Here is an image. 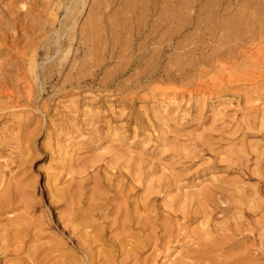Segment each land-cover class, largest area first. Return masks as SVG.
<instances>
[{"label": "rangeland", "instance_id": "rangeland-1", "mask_svg": "<svg viewBox=\"0 0 264 264\" xmlns=\"http://www.w3.org/2000/svg\"><path fill=\"white\" fill-rule=\"evenodd\" d=\"M244 1L255 0H36L37 86L27 97L12 77L8 91L0 90V202L8 201L0 208V232L30 220L39 243L59 250L63 262L85 258L64 227L78 207L76 223L109 222L102 249L116 263L123 255L111 252L109 238L124 233L127 248L141 247L122 264H190L200 213L179 237L159 243L156 233L164 232L150 224L109 228L114 211L96 216L88 209L98 197L106 203L99 195L105 193V209L122 204L126 192L131 208L142 207L144 186L156 190L155 209L208 189L218 202L253 212L240 219L242 226L231 206L216 215L217 224L227 222L228 238L207 233L200 243L215 250L200 264H264V40L259 13ZM22 3L30 9V0ZM15 61L0 55L5 69ZM44 72L58 80L42 93ZM95 158L102 160L98 177L130 172L118 196L97 179L79 187ZM57 191L65 192L55 202ZM210 257L215 261L207 263ZM18 260L10 255L6 264Z\"/></svg>", "mask_w": 264, "mask_h": 264}, {"label": "bare ground", "instance_id": "bare-ground-1", "mask_svg": "<svg viewBox=\"0 0 264 264\" xmlns=\"http://www.w3.org/2000/svg\"><path fill=\"white\" fill-rule=\"evenodd\" d=\"M22 2H23V0H0V55H8L12 58H16V61L13 65L12 64L11 65L6 64V65H9V70L5 69V65L0 66V90L7 92L8 91L7 85L10 84L9 82L11 81V78L12 77H15V78L19 77V81L21 82V86H22L21 89H22L23 93L26 94L27 97H30L32 92L35 91L34 88L37 86V80L38 79L36 76V71H37V63L36 62H37V56L39 53L38 47L40 46V44H38V46L34 45L33 40L35 39L34 36H36V38H38L39 41H42L41 40L42 34H41V31H39L40 29L38 28L40 26L38 24L39 17H38V15L34 14V12L36 11V8H37L36 0H30V6L31 7L27 11H26V8L24 7V4ZM246 4H248V8H252L259 13L260 21L258 24H259L260 32H258V35L260 36L261 40H264V0H255L254 2L244 1L241 5H246ZM243 8H244V6H243ZM246 26H247V24H246ZM23 31H26L30 35V38H27L25 35H23L22 34ZM42 33H43V31H42ZM249 33H250V35L246 36V38H250V39H252L251 41H253V40L255 41V39H254L255 32L249 30ZM60 36H59V38H60ZM243 36H245V35H243ZM24 39H26V40L28 39V41L21 45V42ZM54 42L58 43V39H55ZM54 45H56V44H54ZM57 46H58V44H57ZM67 54H69V50H68ZM23 68L25 69V71L21 70ZM44 74H45V79H44V82L42 84V91H41L42 93L45 91V85L50 80H51V82L54 80H58V75H52V74L48 75L46 72H44ZM78 75H79V72H77L76 75H72L70 73L69 75L66 76V79L71 80L72 76H78ZM77 81H79V80H77ZM100 161H102V160H100V158L99 159L95 158L89 163V166L85 167V169H84V167H82L86 171V173L84 174V178H85V176H89V177L86 179H83L81 182H78L79 187L80 188L84 187L83 182H85L89 179H97V185L98 186H105L107 190L108 189L109 190L114 189L115 192H112V194L114 193V194H116V196H118V193H116V192H118V187L120 186V188H121L123 185L128 186V183L130 182V178H131L130 172L129 171L124 172L119 168L118 170L116 169V172L114 174L111 173V174H109V176L107 175L108 177H106V176H104V177L99 176L98 177L97 174H99V172L101 170V165H102V164H100ZM93 171H95L96 174L91 175V172H93ZM82 173H84V172L81 171V172H79L78 175H80ZM135 174H137V173H135ZM132 181H134V180H132ZM75 183H76V181H75ZM144 184H142V185L144 186ZM137 185L139 186V182L137 183ZM157 186H158V184H157ZM132 187H136V186H132ZM144 187H146V188H144ZM144 187H143L144 189H148L147 191H149L148 192L149 195L152 194V192L154 194V192L156 191V190L151 191L150 186H149L150 189L147 186H144ZM128 188H130V187H128ZM122 189L123 188H121V190ZM68 190H69V188L66 191H68ZM139 190H141V188ZM6 191H4V193H6ZM157 191H159V190H157ZM64 192L65 191H57L56 194L53 195V200H55V202L60 201L63 198L62 195L64 194ZM105 192H107V191H105ZM122 192L124 193V191H122ZM122 192H121V194H122ZM127 193H129V192H126V194H124L125 198H123L122 204H119V205L113 206V207H109V209H105V205H104L109 201L110 197L107 196L109 193L108 194L107 193L99 194L105 198L106 203H103V201L101 200V197H98V199L95 200L94 204H92V206L90 205L91 209H88V210L95 213L96 216H99L103 211H106V210L108 213L114 211L115 217L112 219L113 224L109 228L116 225L117 227L121 226L122 229H126L128 227L131 228L133 225H136V226L139 225L141 228L144 229L147 225L149 226V224H150V226H151L150 228L152 230H154V233H156L155 230L158 231V229L160 231L162 230L164 232L160 236H158L156 233V237H158L159 243H161V241L167 237H169L171 239L179 237L178 231L180 230L182 225H184L187 222L189 223V221H192L195 218L199 217L200 216L199 213H200L202 215L201 219L203 220L204 223L202 225V228L199 230V232L201 233L198 236L199 241L194 243V244H196L197 248L194 249L195 251L193 250L194 253H193L192 258L190 256V259H192V263H190V264H200L204 259L203 257H205L206 255H208L210 253L212 254L213 251L215 250V249H213V248H215L213 246L212 247L209 245L203 246L200 243L201 241H203L204 236L207 233L214 232L215 236L218 234L217 236H219V237H223V236L226 237V233L228 231L226 229V226H228V224L226 221H224L222 224L221 223L217 224L216 222H214L213 219L215 218L216 215L217 216L221 215V217H223V215H224L223 213H226L231 206L235 209L236 213L234 215H239L238 217L235 216L236 218H234V219H236L238 226H242V222H241L242 218L245 219L246 217H249L250 214L253 212V211H250V209H249L250 206H247V205H245V206H243L242 204L233 205V204H230L227 200H223L222 202L221 201L218 202L219 199H217L215 195L211 194L208 189L206 190V192H202L201 194L199 192V195L201 196L200 198L190 199V198L184 197V200H182V202L179 205H178V203H174V204H177L176 206L173 204L171 205V203H172L171 201H173V200H170L169 202H171V203L169 205L163 204L164 207L159 206L162 208L158 207L156 209H155L156 206L154 205L156 202L154 203V201L157 199L154 200V198H158V197L153 198L151 195H150L151 197L149 195H145L144 196L145 200L141 205L142 207L139 206L140 210L138 209L139 207L138 208L137 207H132V208L130 207V204L128 203ZM146 193L147 192H145V194ZM2 195H4V194L2 193ZM227 195H228V193H227ZM0 196H1V194H0ZM112 196H114V195H112ZM119 196H120V194H119ZM158 196H159V194H158ZM4 198H6V197H4ZM181 199H183V197H181ZM6 200H7V198H6ZM176 200H178V199H176ZM4 203L8 204V201L7 202L5 201ZM138 203H136V205ZM246 203H247V201H246ZM7 204L2 205V202H0V208L7 205ZM220 204L221 205L224 204V206H221ZM71 210H72L71 215H70L71 217H69L70 219L68 218L69 221L67 220L68 223H67V225L65 224L64 227L67 229V232L70 233V235H71L70 239L71 240L75 239L77 247L81 251H83L85 258L87 259L86 263H85V258H76L75 256L71 257V258H69V256H67L69 258V259L67 258L68 261L66 260L67 263L63 262L61 259H63V257L65 255L61 254V252H59V250L56 251V250H52L51 248L49 249L48 247L46 248L44 246V244L39 243L38 232L35 229V227L30 224V220H29V223H28V221H27V223L21 221L22 223L17 225V226L15 225L16 227L15 228L13 227L14 229H7L4 232H0V264H6V257H8L10 255H13L14 257L19 259L17 262L15 261L16 263L14 262V264H39L42 262H44V264H122L123 262H125V260L127 258H132L133 252L141 247V245H137L136 247L127 248L128 237L123 235L124 234L123 232H122L123 234L121 236L119 235V238L117 235L111 236L109 238V239H111V252H117L118 253L117 256L123 255V259H121L118 263H116V259L113 258L114 256H111L110 254L106 253L102 249L103 243L105 241H107V239L104 240V233L106 232V230L108 228L107 223H109V222L103 220L101 223H98V227L92 225L93 224L92 222H94L93 220H91V222H87V223H84V221L80 220L79 221L80 223L79 222L76 223L75 221H77L76 219L78 217V212H79L78 210H80V208H78V207L76 209L72 208ZM121 216L123 217L122 220L120 219ZM229 217H231V216H229ZM229 217H227V218H229ZM159 219L165 220V222H162L159 224L158 223ZM179 219H181V221H183V222L181 223ZM243 224H244V222H243ZM152 225H156V226L153 228ZM95 227H97V228H95ZM143 229H140V230H143ZM175 232H176V234H175ZM226 238H228V237H226ZM109 239H108V241H109ZM222 239H223V241L225 240L224 238H222ZM222 239H221V241H222ZM168 241L170 242L171 240L169 239ZM27 242H29L30 244L27 245L26 244ZM146 242H149V241L146 240ZM221 246H223V242H221ZM224 246H226V243ZM45 250H46V252H45ZM221 250L222 249H220V251ZM55 251L57 252V254H54ZM71 256H72V254H71ZM219 256H221V255H218V257ZM206 257L208 258L209 256H206ZM200 259H202L201 262H200ZM211 259L212 258L210 257V261H207V263L215 261V259L214 260H211ZM204 260H206V259H204Z\"/></svg>", "mask_w": 264, "mask_h": 264}]
</instances>
